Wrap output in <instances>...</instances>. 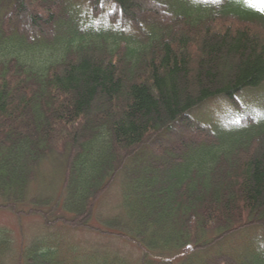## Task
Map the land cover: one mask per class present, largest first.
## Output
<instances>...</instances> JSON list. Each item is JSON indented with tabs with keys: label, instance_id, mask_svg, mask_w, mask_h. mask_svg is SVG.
Instances as JSON below:
<instances>
[{
	"label": "trees",
	"instance_id": "trees-1",
	"mask_svg": "<svg viewBox=\"0 0 264 264\" xmlns=\"http://www.w3.org/2000/svg\"><path fill=\"white\" fill-rule=\"evenodd\" d=\"M263 85L256 0H0V208L142 252L0 227V264H264V105L240 100ZM117 178L122 211L97 213Z\"/></svg>",
	"mask_w": 264,
	"mask_h": 264
},
{
	"label": "rangeland",
	"instance_id": "rangeland-1",
	"mask_svg": "<svg viewBox=\"0 0 264 264\" xmlns=\"http://www.w3.org/2000/svg\"><path fill=\"white\" fill-rule=\"evenodd\" d=\"M28 18V16H26ZM263 96H264V85L258 89H253L247 92L246 95H241L240 100L243 104H250L252 106H263ZM240 103V104H242ZM232 103L230 101H215L203 105L200 109H196L192 112L195 116L201 121H214V118H217L218 115H221L227 111ZM227 105V106H226ZM179 132H183L189 129L186 125H178ZM180 135V134H179ZM174 139V137H173ZM161 143V142H159ZM154 150L156 146L154 143H149L145 149ZM59 167L53 166L52 164H47L44 167L45 174L48 176V181L41 183V180L38 179L34 182L32 188V194L36 195L39 191L41 192L42 188H47L49 186L50 190H53L54 186L60 184L62 176L57 171ZM56 169V170H55ZM41 177V176H40ZM122 181L121 178H117L111 186H109L106 193L103 195V198L99 201V205L96 208L97 213H107L115 214V212H121V201H122ZM0 227H6L11 229L14 232L16 238V244L19 246L23 242H30L31 239L41 235H57L66 242H71L72 244H77L82 246L81 248H94L99 247L101 249H110L114 251H119L124 254L130 260L138 262L141 258L142 252L141 249L132 244L131 242L125 241L116 235H105L101 232L92 229L84 228H71L65 225L57 224L53 227L45 224L41 214H30V215H18L14 211L6 208H0ZM254 232L253 228L249 230ZM246 232H243L244 235ZM258 232L255 231L252 234V239L254 236H257ZM260 242L264 243L263 238ZM254 244L257 245L254 239Z\"/></svg>",
	"mask_w": 264,
	"mask_h": 264
},
{
	"label": "snow or ice",
	"instance_id": "snow-or-ice-1",
	"mask_svg": "<svg viewBox=\"0 0 264 264\" xmlns=\"http://www.w3.org/2000/svg\"><path fill=\"white\" fill-rule=\"evenodd\" d=\"M256 2H258L261 5H264V0H256Z\"/></svg>",
	"mask_w": 264,
	"mask_h": 264
}]
</instances>
